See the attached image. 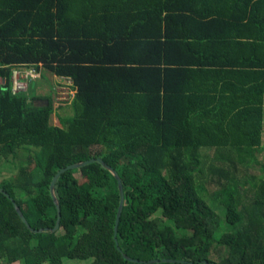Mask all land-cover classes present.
Listing matches in <instances>:
<instances>
[{"label": "trees", "instance_id": "1", "mask_svg": "<svg viewBox=\"0 0 264 264\" xmlns=\"http://www.w3.org/2000/svg\"><path fill=\"white\" fill-rule=\"evenodd\" d=\"M16 65L72 79L75 116L13 95ZM0 81V157L17 164L0 187L33 229L56 227L71 164L103 159L125 193L120 251L98 162L59 179L56 233L0 192V264H264V0H0Z\"/></svg>", "mask_w": 264, "mask_h": 264}, {"label": "rangeland", "instance_id": "2", "mask_svg": "<svg viewBox=\"0 0 264 264\" xmlns=\"http://www.w3.org/2000/svg\"><path fill=\"white\" fill-rule=\"evenodd\" d=\"M41 78L36 81V88H29L27 90L28 96L30 99L33 98H51L54 103V115L52 119V123L55 124V122H59V117L62 119L66 118H73L75 116L73 107H74V99H70V101L66 102L67 105H69L68 108H66V105L64 102L58 103V94L56 92L58 81L53 77L52 74H50L46 69H41ZM3 81H0L2 83ZM61 105V109H57ZM24 158L27 157L28 152H22ZM17 164L13 163L12 161H6L4 158L0 157V180L3 177H9L12 172L16 171ZM252 172L257 173V171L253 170ZM211 204V203H210ZM218 212V211H217ZM221 212H219L220 214ZM223 215V213H221ZM93 262V259H87V260H72V259H65L64 264H91ZM19 264V263H15Z\"/></svg>", "mask_w": 264, "mask_h": 264}, {"label": "water", "instance_id": "3", "mask_svg": "<svg viewBox=\"0 0 264 264\" xmlns=\"http://www.w3.org/2000/svg\"><path fill=\"white\" fill-rule=\"evenodd\" d=\"M41 106V105H40ZM94 162H98L100 163L105 169H107L108 171H110L112 173V175L115 177V179L118 182V187H119V192H120V208H119V212H118V217H117V222H116V227H115V231H116V241L119 247V250L122 251L120 244H119V239H118V233H119V227H120V223L122 220V216H123V212H124V202H125V193H124V187H123V182L121 177L119 176L118 172L113 169L111 166H109L103 159L101 158H97V159H90L87 161H82L79 163H75V164H71L65 168H62L61 170L58 171V173L56 174V176L53 179V182L51 184V194L53 196V199L55 201V204L58 208V221L56 224V227L53 229H40V230H36L33 229L30 224L28 223L27 219L25 218L23 212L21 211L20 207L18 206V203L15 201V199L13 197H11L9 195V193L7 191H5L2 187H0V192H3L4 194H6L8 197H10V199L12 200L14 207L16 209V212L18 213L19 217L21 218V220L23 221V223L27 226V228L32 232V233H44V232H51V233H56L59 231V229L61 228V223H62V207H61V203L57 197V193H56V188H57V183L59 181V179L61 178L62 174H64L65 172L69 171V170H75V169H80L84 166H87L91 163ZM125 258L128 261H132V262H136V263H143V264H155V263H159L160 260H151V261H141V260H136L131 258L128 255H125ZM164 262H176L175 260H165Z\"/></svg>", "mask_w": 264, "mask_h": 264}, {"label": "built area", "instance_id": "4", "mask_svg": "<svg viewBox=\"0 0 264 264\" xmlns=\"http://www.w3.org/2000/svg\"><path fill=\"white\" fill-rule=\"evenodd\" d=\"M41 67V64L39 65ZM41 70V69H40ZM40 70L36 65H16L12 68L11 74V91L13 95L21 92H27L30 86L41 77ZM58 80L59 85L64 82V85L57 86L56 92L58 94V101L69 102L74 96V92L71 89L73 84L72 79L60 77Z\"/></svg>", "mask_w": 264, "mask_h": 264}, {"label": "crops", "instance_id": "5", "mask_svg": "<svg viewBox=\"0 0 264 264\" xmlns=\"http://www.w3.org/2000/svg\"><path fill=\"white\" fill-rule=\"evenodd\" d=\"M57 81L58 80H60L59 78L60 77H57V76H53ZM41 78V77H40ZM39 78V79H40ZM37 81V80H36ZM36 81L30 86L31 88H36V86H37V84H36ZM58 83V85H59V82H57ZM57 85V86H58ZM36 99V98H35ZM36 103L38 104V106H42V105H47L48 104V101L47 100H45V99H37L36 100ZM58 103H59V101H58ZM65 103V105H66V108H68L69 107V105H67V103L66 102H64ZM60 104V103H59ZM63 104V103H62ZM61 108H63V107H61V105H59V107H57V109H61ZM60 118V117H59ZM65 119V118H64ZM57 123V122H56Z\"/></svg>", "mask_w": 264, "mask_h": 264}]
</instances>
